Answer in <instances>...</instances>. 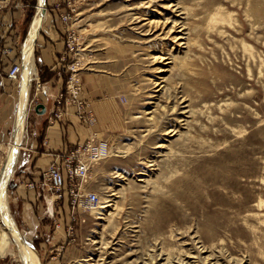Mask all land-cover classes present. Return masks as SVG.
Masks as SVG:
<instances>
[{"label":"rangeland","instance_id":"374dc122","mask_svg":"<svg viewBox=\"0 0 264 264\" xmlns=\"http://www.w3.org/2000/svg\"><path fill=\"white\" fill-rule=\"evenodd\" d=\"M20 2L40 0L0 10ZM55 2L71 17L67 83L101 75L121 118L96 135L106 153L81 188L94 205H45L36 234L6 189L40 264H264V0ZM175 14L181 45L163 23ZM1 212L0 264H24Z\"/></svg>","mask_w":264,"mask_h":264},{"label":"crops","instance_id":"0c3cea01","mask_svg":"<svg viewBox=\"0 0 264 264\" xmlns=\"http://www.w3.org/2000/svg\"><path fill=\"white\" fill-rule=\"evenodd\" d=\"M44 7L45 16L33 41V58L29 60L26 46L38 5L20 2L0 10V169L8 166L10 151L17 144L18 154L6 189L11 191L13 201H20V225L36 234L44 231L40 227V220L45 219L44 206L51 207L49 198L40 192L43 172L85 143L94 132L109 136L118 128L121 118V96L115 85L99 74L86 72L80 95L93 110V125L79 119L74 105L65 106L62 116L55 118V97L66 87L72 51L67 45L68 27L61 18L62 6L48 0ZM14 64H19L21 71L17 78H10L8 72ZM29 65L32 70L26 73ZM26 78L29 93L25 120L30 121L20 130L21 93ZM39 104L44 105V112H40L41 108L36 110ZM31 182L38 186L29 187ZM42 244L40 240L37 245L42 248Z\"/></svg>","mask_w":264,"mask_h":264},{"label":"built area","instance_id":"2783aa9c","mask_svg":"<svg viewBox=\"0 0 264 264\" xmlns=\"http://www.w3.org/2000/svg\"><path fill=\"white\" fill-rule=\"evenodd\" d=\"M70 8V6H69ZM66 22L71 19L70 14L62 15ZM73 35L70 31L67 37L69 49H73ZM73 70V66L69 67ZM21 71L19 64H14L9 72L10 78H17ZM81 84L78 78L71 74L66 89L61 90L55 97L57 111L55 118L62 116L64 107L74 105L79 119L86 124L93 125L95 117L90 104L81 97ZM97 132H94L90 139L78 145L65 154L60 161L52 163L42 175L39 184L40 190L45 192L53 206H60L69 201L74 207L77 205H94L98 195L94 191L82 194L83 184L89 180V169L92 162H95L106 153L107 143L96 140ZM29 187L36 188L37 183H28Z\"/></svg>","mask_w":264,"mask_h":264},{"label":"bare ground","instance_id":"6f19581e","mask_svg":"<svg viewBox=\"0 0 264 264\" xmlns=\"http://www.w3.org/2000/svg\"><path fill=\"white\" fill-rule=\"evenodd\" d=\"M38 7H39L38 14H37V16H36V18L34 20L33 28L30 31V36H29V39H28V42H27V46H26L27 47V55L26 56H27L28 60L30 58H33L32 57L33 41H34L36 33H37L38 29H39L41 21H42V19L45 16L44 0H40V2L38 4ZM163 7H165V8H169L170 7V9L173 8L174 11H177L179 6H178L177 3H174L173 1H171L168 6H163ZM175 15L176 16L173 19L170 16L163 23H166V22L171 23V22H173V25L170 27L169 31L171 33L172 39H174V41H176L177 43L179 42V45H181L183 43H186L185 41H183L186 38L185 37L186 32H184L185 27L182 25V21H180L179 18H177V15H179V14H175ZM212 19L214 21L218 20L219 16L217 15V16L213 17ZM152 22L158 23L159 20L157 19V21H152ZM166 57L161 55L159 58L165 59ZM156 58H158V57H156ZM27 68H28L27 69L28 72L26 70L25 71H26V73H29L32 70V68H31L30 65ZM164 70H165L164 68H161V71H164ZM161 82L157 83V85H159ZM25 83L26 84L24 85V87L22 89V93H21L22 100H21V109H20L19 121H18L20 130L24 126L26 113H27L26 104H27L28 93H29V89H28V84L29 83H28L27 78L25 79ZM18 148L19 147L17 146V144H15L12 147V149L10 151V157H9V159H10L9 161L10 162H9L8 166H6V167H4L2 169L1 177H0L1 178L0 179V209L2 211L1 213L3 215L2 216L3 220L6 222L7 229H8V232H9L8 233L9 236L3 235V238L6 239L7 237H10V238L12 237L13 240H15L20 245V247H21V255H22V259H23L24 264H40L38 256H37L34 248L32 246L28 245L25 242V240L23 239V237H22V235H21L16 223L14 222V219H13V217L10 214L9 209H8V198H7V192H6V185H7V182L9 180V178H10V175H11V173L13 171V163L16 161V157H17V154H18ZM167 260H169V259H167ZM245 262L246 261H244V262H242L240 264H244Z\"/></svg>","mask_w":264,"mask_h":264},{"label":"water","instance_id":"95a60500","mask_svg":"<svg viewBox=\"0 0 264 264\" xmlns=\"http://www.w3.org/2000/svg\"><path fill=\"white\" fill-rule=\"evenodd\" d=\"M40 108H41V111L40 112H44V110H45V107H44V105L43 104H39V105H37V107H36V110H40Z\"/></svg>","mask_w":264,"mask_h":264}]
</instances>
